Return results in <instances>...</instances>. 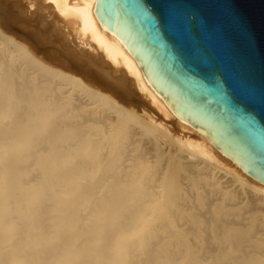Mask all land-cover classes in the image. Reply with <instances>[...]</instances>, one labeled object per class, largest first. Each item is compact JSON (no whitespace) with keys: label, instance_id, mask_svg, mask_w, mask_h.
Returning <instances> with one entry per match:
<instances>
[{"label":"bare ground","instance_id":"bare-ground-1","mask_svg":"<svg viewBox=\"0 0 264 264\" xmlns=\"http://www.w3.org/2000/svg\"><path fill=\"white\" fill-rule=\"evenodd\" d=\"M96 1L0 0V134L33 127L28 144L58 175L34 206L0 190V264L3 221L33 213L40 229L13 245L22 264H56L59 251L60 264H264V184L173 113ZM9 150L0 173L35 182L40 162Z\"/></svg>","mask_w":264,"mask_h":264},{"label":"water","instance_id":"water-1","mask_svg":"<svg viewBox=\"0 0 264 264\" xmlns=\"http://www.w3.org/2000/svg\"><path fill=\"white\" fill-rule=\"evenodd\" d=\"M171 2L170 23L146 10L156 0H97L94 12L173 113L264 184V107L239 90L242 76L249 77L258 97L264 77V0H233L247 22L251 47L223 42L227 0L212 10L207 0Z\"/></svg>","mask_w":264,"mask_h":264},{"label":"rangeland","instance_id":"rangeland-1","mask_svg":"<svg viewBox=\"0 0 264 264\" xmlns=\"http://www.w3.org/2000/svg\"><path fill=\"white\" fill-rule=\"evenodd\" d=\"M11 1H13V3L14 2H16V0L14 1V0H11ZM11 1H9L8 0V2H9V5L10 6H13L14 4L11 2ZM17 1H22V3L24 4V5H26L27 6V4L30 2V0H17ZM8 2H7V4H8ZM67 56H68V54H66ZM73 62H74V60H73ZM158 110H156V108H155V112H157ZM159 112V111H158ZM157 112V114L158 115H161L160 113H158ZM164 119V118H163ZM169 119V118H168ZM6 120L8 121L9 120V118L8 117H6ZM165 121H167V123H169L170 124V126H172V127H175L176 126V123H175V121L174 120H171V119H169V120H167V118H165L164 119ZM11 121V120H10ZM170 121V122H169ZM15 127H14V125L12 124V122H11V124L9 125V127L7 126L6 127V130L2 133V134H0V142H5L6 144L5 145H1L0 146V164H3V163H5V161H7V159L8 158H11V156H12V154H11V151L9 150L11 147H13V146H15L16 147V150H17V153L20 155V158L24 161V162H28L30 159H33L36 163H38V162H40V163H38V166H39V169L37 170V169H34V168H32L31 167V171H32V173H36L37 172V174H38V177H36L37 178V180L35 181V182H31L27 187L26 186H21L20 184H17V182H16V180H15V177H12L10 174H8V173H6L4 170L2 171L1 170V173H0V175H1V177H0V182L4 185H2V184H0V190H2V191H4V192H7V191H9V190H14V189H16V191H17V193H19L20 194V196L19 197H21V198H23V197H25L26 198V201H25V203H24V205H27L28 206V204H29V206H34V204H36L37 203V200L39 201V200H41L43 197H45V193H42V191L40 192L38 189H40V187L42 186V187H48L51 183L50 182H52V180L54 179L55 180V178L58 176L57 175V173H56V171H54V170H52V169H50V167H51V164L48 162V161H45V160H47V159H45L44 158V155H43V151H39V150H37V151H35L36 149L34 148V147H32V146H30L28 143H29V141H30V139L29 140H26V137L27 136H25V134L29 131V130H31L33 127H31V126H27L26 127V129H18V130H16V129H14ZM28 128V129H27ZM9 129H11L10 131H8ZM175 129L177 130V127H175ZM20 130H22V131H20ZM26 130H27V132H26ZM5 136H4V135ZM11 134V135H10ZM17 135V136H16ZM19 135V136H18ZM23 137H25V138H23ZM5 138V139H4ZM23 139V140H22ZM13 140V142H11V141ZM15 140V141H14ZM17 140V141H16ZM10 141V142H9ZM19 141H21V142H19ZM27 141V142H26ZM17 142H19V144L17 143ZM22 142H23V144H22ZM10 143V144H9ZM25 143V144H24ZM14 144V145H13ZM7 145V146H6ZM19 145V146H18ZM21 146V147H20ZM8 147V148H7ZM34 148V149H33ZM34 150V157L33 158H31L32 157V155H31V153L29 154V152L31 151V150ZM30 150V151H29ZM32 150V151H33ZM23 151H24V153H23ZM9 152V153H8ZM38 153V154H37ZM7 155V156H6ZM24 155H25V158H24ZM1 156H3V157H1ZM28 156V157H27ZM31 156V157H30ZM27 157V158H26ZM38 157V158H37ZM3 158V159H2ZM7 158V159H6ZM2 159V160H1ZM5 159V160H4ZM43 159H44V161H43ZM9 160V159H8ZM33 160H30L29 162L30 163H32L33 162ZM40 164V165H39ZM44 165V166H43ZM48 167V168H47ZM48 172H47V171ZM50 171H52L51 173H50ZM54 171V172H53ZM42 173H44V174H42ZM52 174V175H51ZM43 175V176H42ZM56 176V177H55ZM8 178V182L6 181V179ZM41 178H43V179H41ZM46 178H47V180H46ZM3 180V181H2ZM46 180V181H45ZM51 180V181H50ZM38 182V183H37ZM5 183V184H4ZM16 183V184H15ZM14 184V185H13ZM36 184V185H35ZM1 186H2V188H1ZM38 186V187H37ZM33 187V188H32ZM34 188H36V189H34ZM5 189V190H4ZM23 189V190H22ZM25 189V190H24ZM26 190H29V191H26ZM31 190V191H30ZM68 190V187L67 188H62V191L64 192V191H66V192H68L67 191ZM26 191V192H25ZM23 192V193H22ZM23 194V195H22ZM27 195V196H26ZM31 195V196H30ZM16 196H18V195H16ZM47 204H48V201H47ZM49 204H50V202H49ZM86 206V207H85ZM89 208V205H87V204H85L83 207H81V209L82 210H85V209H88ZM54 214H53V213ZM52 216H53V218H55V217H57V216H59V210L58 209H53L52 210ZM57 212V213H56ZM56 214V215H55ZM36 219H35V218ZM32 218V219H31ZM31 219V222L30 223H27L28 222V220H30ZM30 219L28 218V220H27V222H26V220H22V219H17V221H9V219L8 220H4L3 221V225L6 223V222H8V223H6L5 225H8V226H10L9 228H10V232H11V234L13 235L12 236V240H11V242H9L7 245H8V247L7 248H4L6 251H4V256L6 257V259H5V262H4V264H22V259H19V256H17V255H19L20 254V250H16L15 249V243H17L18 242V240L20 241L21 240V234H23V232L25 231V230H27V231H29L30 230V232H34L35 230H37V229H40V227H41V224H43V222H42V220H40L39 218L37 219V216H36V214H31V216H30ZM22 220V221H21ZM36 221V222H35ZM40 221H41V223H40ZM17 222V223H16ZM39 222V223H38ZM22 223V224H21ZM25 223V224H24ZM38 223V224H37ZM27 224V225H26ZM32 224V225H31ZM17 225V226H16ZM31 225V226H30ZM12 226V227H11ZM20 229H19V228ZM26 227H29V229H27ZM26 228V229H25ZM34 228V229H33ZM37 228V229H36ZM13 232V233H12ZM17 234V235H16ZM1 236V235H0ZM1 238H2V236H1ZM17 238V239H16ZM76 239L75 240H73L72 242H73V245H74V247L76 248H78L81 244H82V242H83V239H82V237L80 238V237H75ZM49 239V238H48ZM82 239V240H81ZM16 240V241H15ZM81 241V242H80ZM102 241H100L99 243H101ZM99 243H96L97 245H96V247H95V251H98V250H101V248L103 247V245H104V243L102 242L101 244H99ZM148 244H150L151 243V241L149 240L148 242H147ZM53 244H55V240L53 239H49L48 240V242H47V246H51V245H53ZM75 244H77V245H75ZM14 245V246H13ZM100 248V249H99ZM8 249H10V250H8ZM13 250H15V251H13ZM14 252V253H13ZM13 253V254H12ZM12 254V255H11ZM15 254V255H14ZM63 254H65V255H63ZM58 255L60 256L59 258V261H57V263L56 264H60L59 262L61 261H63V260H65V258L68 256V253L67 252H65V251H61V253H60V251L58 252ZM1 256V255H0ZM3 256V255H2ZM12 258H11V257ZM62 256H64V257H62ZM17 257V258H16ZM41 257H42V259H41ZM19 259V260H18ZM41 259V260H40ZM40 259L38 260V261H42V262H40V263H43L45 260H46V255L43 253V255L42 254H40ZM13 260V261H12ZM14 262V263H13ZM39 264V262H37L36 261V264Z\"/></svg>","mask_w":264,"mask_h":264},{"label":"snow or ice","instance_id":"snow-or-ice-1","mask_svg":"<svg viewBox=\"0 0 264 264\" xmlns=\"http://www.w3.org/2000/svg\"><path fill=\"white\" fill-rule=\"evenodd\" d=\"M219 3L220 0H207L205 6L212 10L218 7ZM227 5L226 26L222 34L223 42L235 46V41L238 40L241 44L251 47L252 37L246 20L233 6V0H227ZM173 7L171 0H156V3L150 5L146 10L157 20L163 19L165 23H170L173 16ZM248 79L249 77L242 76L243 86L239 90L249 102L254 103L258 98L260 105L264 107V77H262L258 97L255 88L247 83Z\"/></svg>","mask_w":264,"mask_h":264}]
</instances>
